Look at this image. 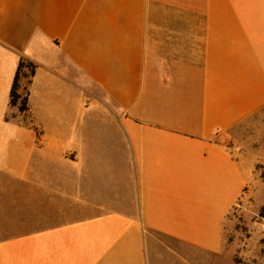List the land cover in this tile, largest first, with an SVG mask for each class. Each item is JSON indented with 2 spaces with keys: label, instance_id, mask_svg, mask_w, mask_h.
I'll return each instance as SVG.
<instances>
[{
  "label": "crops",
  "instance_id": "crops-1",
  "mask_svg": "<svg viewBox=\"0 0 264 264\" xmlns=\"http://www.w3.org/2000/svg\"><path fill=\"white\" fill-rule=\"evenodd\" d=\"M263 108L264 0H0V264H242Z\"/></svg>",
  "mask_w": 264,
  "mask_h": 264
},
{
  "label": "rangeland",
  "instance_id": "rangeland-1",
  "mask_svg": "<svg viewBox=\"0 0 264 264\" xmlns=\"http://www.w3.org/2000/svg\"><path fill=\"white\" fill-rule=\"evenodd\" d=\"M256 119L261 122L260 131L264 143V108L259 111ZM255 127H253V130ZM260 158L264 161V148L259 151ZM259 178L264 180V162L258 164ZM264 186H261L257 200L253 195L241 199L233 208V218H235L236 228L233 230L232 239L236 240L237 250L234 253L235 260L242 264H264V237L260 235V227L263 226L257 221L264 218ZM247 249L248 254L241 253L242 249ZM242 254V255H241Z\"/></svg>",
  "mask_w": 264,
  "mask_h": 264
},
{
  "label": "trees",
  "instance_id": "trees-1",
  "mask_svg": "<svg viewBox=\"0 0 264 264\" xmlns=\"http://www.w3.org/2000/svg\"><path fill=\"white\" fill-rule=\"evenodd\" d=\"M36 63L25 57H21L18 64L15 78L11 87V103L18 105L21 112L29 110V88L28 83L31 81L36 71ZM261 215H264L261 212Z\"/></svg>",
  "mask_w": 264,
  "mask_h": 264
}]
</instances>
